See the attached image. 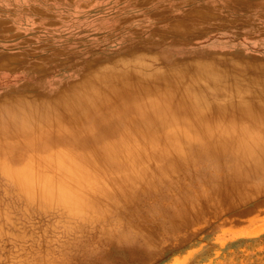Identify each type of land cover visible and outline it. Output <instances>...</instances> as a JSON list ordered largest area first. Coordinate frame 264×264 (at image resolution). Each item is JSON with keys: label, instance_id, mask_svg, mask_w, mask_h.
<instances>
[{"label": "rangeland", "instance_id": "rangeland-1", "mask_svg": "<svg viewBox=\"0 0 264 264\" xmlns=\"http://www.w3.org/2000/svg\"><path fill=\"white\" fill-rule=\"evenodd\" d=\"M85 83L83 125L52 105ZM30 102L54 111L0 130V264H264V0H0V114Z\"/></svg>", "mask_w": 264, "mask_h": 264}, {"label": "bare ground", "instance_id": "bare-ground-1", "mask_svg": "<svg viewBox=\"0 0 264 264\" xmlns=\"http://www.w3.org/2000/svg\"><path fill=\"white\" fill-rule=\"evenodd\" d=\"M132 80H134V81H132V82H128V83H126L125 85H128V88L129 87H131V88H136V87H138V86H146L147 84H148V82H143V81H141V80H139V78H138V74L136 73V74H134L133 73V78H132ZM97 84V83H96ZM193 84V83H192ZM95 85V84H94ZM93 85V87H96V88H98V86L97 85H95L94 86ZM100 85H102L101 83H100ZM83 86V88H84V90L82 91L81 90V92H77V91H72L71 93H69V94H67V95H64V96H62L61 98H59V100H57L58 102V106L56 105V104H54L53 102H51V104L53 103V107L55 108V107H60V109H58V110H60V112H61V107L63 108V106L64 105H68L69 107L68 108H66V109H69L70 110V114L68 115L69 116V119H72L73 121H76V120H79V121H81V122H83V125L84 124H87L89 121H91V113H95V107H97V105H98V103L99 104H101V101H102V99H101V101L100 102H98V98L100 97L99 96V94L96 92V91H98V90H95L94 88H93V90H92V92H89L88 90H87V88H89V86L87 85V83H85L84 85H82ZM179 86H181V85H179ZM81 87V86H80ZM80 87H79V89H80ZM100 87V86H99ZM189 87H192L191 86V84H190V86ZM200 87V86H199ZM102 88V87H101ZM107 88H110V87H106V90H107ZM115 88H116V90L118 89L116 86L114 87V91H116L115 90ZM82 89V88H81ZM92 89V88H91ZM103 89H105V86H104V88H102V91L104 92L105 90H103ZM111 89V90H110ZM110 89H108V90H110L111 92L113 91V88H110ZM172 89V88H171ZM76 90H78V89H76ZM101 90V89H100ZM170 90V89H169ZM168 90V91H169ZM95 91V92H94ZM101 91V93L103 94V92ZM113 91V92H114ZM117 91H120V92H122V93H124V96H127L128 95V93L126 92V90L123 88V89H119V90H117ZM116 91V92H117ZM105 92H107L108 93V91H105ZM112 92V94H114ZM115 92V93H116ZM187 93H188V95H192V97H191V100L190 101H187V96L185 95V96H183L182 98H184L185 99V101H183L182 103H184V104H189V109L190 110H192V107L193 106H195L196 108H198V107H200L201 106V103H202V101H201V98H202V95L200 94L201 92L200 91H198V89H197V86H196V84L195 85H193V87L191 88V91H189V88H188V91H186ZM100 93V92H99ZM121 94V93H120ZM156 94V93H155ZM177 94V93H176ZM104 95H108V94H104ZM122 95V94H121ZM108 96H111L110 95V93H109V95ZM104 97H106V96H103V99H104ZM163 98V97H162ZM125 99L128 101V103L129 104H133V105H136V109L137 110H140V111H138L139 112V114L141 115V117H142V119L143 120H149L151 117H152V115L156 112V115L155 116H158L160 113L161 114H163V113H165V112H162V110L163 109H165V106H167V105H161V104H157V105H153L150 101L148 102V103H143V104H141V103H137L135 100H134V98H132V97H129V96H127V97H125ZM177 99H178V97H177ZM165 100H167V99H165ZM169 100H171V99H169ZM56 101V100H55ZM105 101H107V100H105ZM109 101V100H108ZM174 102V101H173ZM49 103V102H48ZM48 103H45V104H42V105H36V104H34V103H15L14 105H12V107H10V109L9 110H5L4 112H2L1 114H0V130H2L3 132H10L11 131V133H21V132H29L30 130L31 131H34V130H36V128L37 127H39L40 126V124H42V123H46V121H44V119H46V118H48V120H50L51 119V116H53V115H51L50 116V112H49V116H45V114H48V111H50V110H53L54 111V109H53V107L52 106H50V104H48ZM60 104V105H59ZM103 104V103H102ZM147 104V105H146ZM179 104H180V102H179ZM175 105V104H174ZM101 106V105H100ZM198 106V107H197ZM49 107V109H47ZM174 107V106H173ZM170 108V107H169ZM7 109V108H6ZM65 109V110H66ZM56 111H57V109H55ZM69 110H67V111H69ZM180 110V109H179ZM66 111V112H67ZM157 111H161L160 113H158ZM165 111V110H164ZM167 111V110H166ZM180 111H182V110H180ZM60 112H58V113H60ZM65 111L63 110V113H64ZM52 113H54V112H51V114ZM56 113V112H55ZM158 113V114H157ZM61 114H62V112H61ZM68 114V113H67ZM160 114V115H161ZM230 114V113H229ZM55 115V114H54ZM57 116H59V114H57ZM57 116L55 117V118H57ZM61 116V115H60ZM59 116V118H61ZM64 116V115H63ZM154 116V115H153ZM46 117V118H45ZM72 117V118H71ZM165 117V116H164ZM67 118V117H66ZM65 119V118H64ZM66 121H67V119H65ZM42 121H44V122H42ZM57 121V120H56ZM60 121V120H59ZM71 121V120H70ZM60 123H62V122H60ZM73 123V122H72ZM75 123V122H74ZM97 125H99V124H96L95 126H97ZM117 125V124H116ZM10 129V131H9V129ZM100 128H95V129H93L92 131H95V132H97L98 130H99ZM1 131V132H2ZM30 131V132H31ZM110 131V129L109 128H106L105 129V133H108ZM230 131V130H229ZM29 132V133H30ZM224 132V131H223ZM27 133H25V134H27ZM226 133V132H225ZM180 135V134H179ZM237 135V134H236ZM239 136H241V138L242 139H247V140H249V141H247V144L245 145V147H244V149H243V155L245 154V155H248L249 153H251V150L252 151H259V146L256 144V142L254 143V142H252L251 143V141H254L255 140V138H246V137H244L243 136V133H240V135ZM239 136H237V137H239ZM221 137V136H220ZM224 137V136H223ZM228 137H230V136H228ZM227 137V138H228ZM226 139V138H225ZM228 139H230V138H228ZM207 140V139H206ZM206 140H203V141H206ZM219 141V140H218ZM177 142V141H176ZM242 142V141H241ZM243 143V142H242ZM202 144V143H201ZM204 144H205V142H204ZM223 145V144H222ZM243 145V144H242ZM183 146V148H184V145H182ZM205 146V145H204ZM212 146V145H211ZM225 146V145H224ZM178 147H179V145H178ZM200 147V146H199ZM201 148V147H200ZM206 147H204L203 148V150L205 149ZM226 148V147H225ZM178 149V148H177ZM185 149V148H184ZM184 149H181V147L179 148V150H184ZM202 149V148H201ZM218 149V148H217ZM207 150V149H206ZM238 150H239V148H238ZM263 151V150H262ZM220 152V151H219ZM241 152V151H240ZM240 152H239V154H240ZM168 153H170V152H168ZM181 153V152H180ZM218 153V152H217ZM241 155V154H240ZM242 159V158H241ZM243 160V159H242ZM256 164V163H255ZM70 167V166H69ZM237 168V167H236ZM251 168V167H250ZM18 174V173H17ZM26 176H27V174H25ZM24 175V176H25ZM24 176H20L19 175V177H18V179L20 180V177L21 178H24ZM29 176V175H28ZM32 176V175H31ZM15 179L17 180V178L15 177ZM25 179V178H24ZM24 179L22 180V181H20V183L21 184H25V181H27V180H25L24 181ZM27 179H28V177H27ZM34 179V178H33ZM35 179H36V177H35ZM31 181V180H30ZM37 181V180H36ZM36 181H34L33 180V182H36ZM29 182V181H28ZM27 182V183H28ZM48 182H46V184H47ZM35 184V183H34ZM38 184V183H37ZM36 184V185H37ZM49 184V183H48ZM47 184V185H48ZM46 185V186H47ZM51 185V184H50ZM50 185H49V188H50ZM59 185V184H58ZM30 186V185H29ZM38 186V185H37ZM53 185H51V187H52ZM60 186V185H59ZM59 186H56V188H59ZM40 186H38L37 188H39ZM47 187H45V189H46ZM48 188V189H49ZM41 189V188H40ZM40 189H38V190H40ZM48 189H46V190H48ZM49 190H54V188L53 189H49ZM57 190V193L61 190V189H56ZM20 191V190H19ZM62 191V190H61ZM60 191V192H61ZM48 192V191H47ZM52 192V194L54 195V193H53V191H51ZM51 192H49V193H51ZM59 192V193H60ZM63 192V191H62ZM41 193H39V195H40ZM52 194H50L52 197H54L55 198V196L56 195H52ZM63 196L62 197H64V193H61ZM65 195H67V194H65ZM50 197V196H49ZM57 197V196H56ZM39 198V197H38ZM46 197H43V199H45ZM64 198H66V196L64 197ZM63 198V199H64ZM68 198V197H67ZM66 198V199H67ZM66 199H64V201L66 200ZM46 200V202H47V200L48 199H45ZM44 200V201H45ZM56 200V199H55ZM62 200V199H61ZM69 201H70V199H69ZM69 201H66V202H69ZM54 203V202H53ZM54 205V204H53ZM52 206V205H51ZM50 208V207H49Z\"/></svg>", "mask_w": 264, "mask_h": 264}]
</instances>
